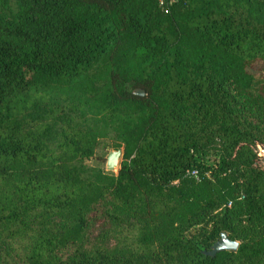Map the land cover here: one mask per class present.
<instances>
[{
  "label": "trees",
  "instance_id": "obj_1",
  "mask_svg": "<svg viewBox=\"0 0 264 264\" xmlns=\"http://www.w3.org/2000/svg\"><path fill=\"white\" fill-rule=\"evenodd\" d=\"M257 143L264 0H0V264H264Z\"/></svg>",
  "mask_w": 264,
  "mask_h": 264
},
{
  "label": "water",
  "instance_id": "obj_2",
  "mask_svg": "<svg viewBox=\"0 0 264 264\" xmlns=\"http://www.w3.org/2000/svg\"><path fill=\"white\" fill-rule=\"evenodd\" d=\"M132 93L143 95L145 93L143 88L135 87L132 89ZM259 143H257L258 145ZM261 150L264 152V145L259 144ZM121 153V149H111L108 151L105 169L107 171H117L119 165V155ZM239 241L236 239H232L227 231H221L219 237L211 244L209 249H204L203 252L205 254L214 255L219 250H235L238 246Z\"/></svg>",
  "mask_w": 264,
  "mask_h": 264
},
{
  "label": "rangeland",
  "instance_id": "obj_3",
  "mask_svg": "<svg viewBox=\"0 0 264 264\" xmlns=\"http://www.w3.org/2000/svg\"><path fill=\"white\" fill-rule=\"evenodd\" d=\"M12 1V0H11ZM111 149H116V147H113L111 144V141L107 138H100L98 141V144L96 146L94 155L86 158L85 162L89 165H93V166H98L104 170L105 169V162H106V157L108 154V151ZM121 149V153L119 155V161L122 158V147H120ZM256 150L261 158L262 164L264 166V152L261 150L260 145L258 144L256 146ZM218 156V150L217 149H210L209 151H206V153L204 155H202V157L207 158L208 161H213V159Z\"/></svg>",
  "mask_w": 264,
  "mask_h": 264
},
{
  "label": "built area",
  "instance_id": "obj_4",
  "mask_svg": "<svg viewBox=\"0 0 264 264\" xmlns=\"http://www.w3.org/2000/svg\"><path fill=\"white\" fill-rule=\"evenodd\" d=\"M191 173H193L194 175H197L196 170H192Z\"/></svg>",
  "mask_w": 264,
  "mask_h": 264
}]
</instances>
